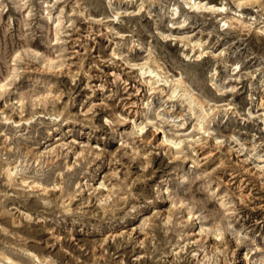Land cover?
Instances as JSON below:
<instances>
[{
	"label": "rangeland",
	"instance_id": "374dc122",
	"mask_svg": "<svg viewBox=\"0 0 264 264\" xmlns=\"http://www.w3.org/2000/svg\"><path fill=\"white\" fill-rule=\"evenodd\" d=\"M195 1L0 0V264H264V0Z\"/></svg>",
	"mask_w": 264,
	"mask_h": 264
},
{
	"label": "bare ground",
	"instance_id": "6f19581e",
	"mask_svg": "<svg viewBox=\"0 0 264 264\" xmlns=\"http://www.w3.org/2000/svg\"><path fill=\"white\" fill-rule=\"evenodd\" d=\"M186 1V4L187 5H189L191 8H197V9H200V11L201 10H208L209 12H215V9H214V6L213 7H210V8H208L207 6H208V4H205V3H203V2H197V1H195V0H185ZM217 11H219V10H217ZM181 83H184V82H181ZM8 86H7V84H0V95H4V94H6V88H7ZM187 89H185V91H186ZM187 96V95H186ZM186 101L188 102V104H189V106H190V109H191V111L193 112V114L195 115V116H197V120H198V122H199V130H203V131H205V133H207V131H208V122L210 121V119H211V116H209V114H208V110L206 111V109H205V106H204V103L203 102H199V103H197V104H195V98L193 97V96H191V97H189L188 99H186ZM150 105H151V103H149V102H147L146 104H145V106H144V109H143V111H142V115H143V112H148L149 110H150ZM205 113V115L203 116V114ZM22 114V113H21ZM24 118V117H23ZM23 120V119H22ZM27 121H28V119H26ZM125 121V120H124ZM122 125H124V123L122 124ZM143 129V128H142ZM122 130H120L119 128H115L114 129V132H116L115 134L116 135H118V136H120V135H122V132H121ZM64 139H59V140H57V141H63ZM165 141H167V140H165ZM73 144V143H72ZM67 145H70V144H66V143H61L60 145H59V149H61V151L63 150V149H65V150H70L71 149V146H67ZM177 145V143H175V142H173V141H170V145H169V148L172 150L175 146ZM58 149V150H59ZM83 149V148H82ZM54 150V149H53ZM57 150V149H56ZM56 150H54L53 152H58V151H56ZM83 150H85V149H83ZM72 151V150H71ZM87 151H89V150H87ZM50 153V152H49ZM48 153V154H49ZM71 153V152H70ZM80 153H82V152H80ZM80 153L79 152H75L74 151V155L75 156H77V157H81V158H86V156L87 155H81L80 156ZM84 153H87V152H85L84 151ZM51 154V153H50ZM54 154V153H53ZM52 154V155H53ZM97 154H99V153H97ZM97 154H96V156H97ZM55 155V154H54ZM56 156V155H55ZM97 157H99V155L97 156ZM80 159V158H79ZM82 160V159H81ZM92 176V179H89V180H86V182H85V184L83 185V187L84 186H87V187H89L90 186V182L92 181V180H94V174H92L91 175ZM7 177H8V180H9V182H14L15 181V178H14V175H13V172H10V171H8L7 172ZM22 183L23 184H27L28 186L27 187H31L32 188V190L33 191H42V192H44L46 195L48 194V193H50V192H56V191H60L61 190V185H60V181H57L55 184H54V186L52 187V190H50V187L49 186H46V185H44V184H42V183H40V182H32V183H30V184H28V182H27V180L26 179H22ZM115 188V187H114ZM114 188H111V190L113 189L114 190ZM93 191L94 192H97V195L98 194H100V193H102V191H103V185L102 184H99V185H97V186H95L94 188H93ZM110 193V192H109ZM105 194V193H104ZM103 195H101V197H102ZM108 196V195H107ZM163 196H164V194L162 195V197L161 198H163ZM66 197V196H65ZM74 198H75V196H73V195H68V200H70V202H72L73 200H74ZM108 199H109V197H108ZM111 200V199H110ZM102 201V200H101ZM105 202H106V198H105ZM104 202V204H106ZM108 203V202H107ZM111 203V202H110ZM109 204V203H108ZM39 207H41V204H39V203H36V204H34L33 205V208L32 209H36V208H39ZM44 207V206H43ZM104 208V206L102 205V209ZM107 208H108V205H107ZM3 214H5V213H3ZM138 214H140V212L139 211H135L134 212V214H133V216H134V218L136 219V216L138 215ZM142 216L144 215V217L145 218H148V217H150V216H147V214H141ZM188 215H189V217H188V222L190 223V224H193V222H194V215H192L190 212H188ZM158 216V215H157ZM11 218H13V217H11ZM29 220H31V218H29ZM14 223L16 222V220H14L13 221ZM147 233V232H146ZM132 234V233H131ZM194 235V233H191V234H189V236H193ZM219 236V235H218ZM119 237H121V235L119 236ZM169 239H173V238H169ZM193 239V238H192ZM105 242V241H104ZM203 244V242L202 243H200V240H195V242H193L192 243V245H190V243L189 244H187V251H189V249H191V248H193V247H200L201 245ZM203 246V245H202ZM119 250H117V252H118ZM123 251V250H122ZM210 253V252H209ZM208 253V254H209ZM208 256V255H207ZM5 260H7V261H11L13 264H19V263H17V262H14V261H12V259L11 258H9V257H7V256H5V255H3L2 256ZM194 257V259L197 257V254H194L193 256H192V258ZM198 257H200V254L198 255ZM43 264H48V262H46V263H43Z\"/></svg>",
	"mask_w": 264,
	"mask_h": 264
}]
</instances>
